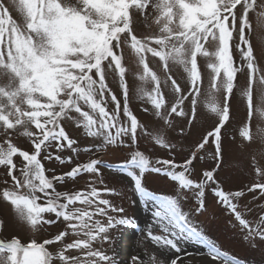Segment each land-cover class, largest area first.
<instances>
[{"label": "snow or ice", "instance_id": "obj_1", "mask_svg": "<svg viewBox=\"0 0 264 264\" xmlns=\"http://www.w3.org/2000/svg\"><path fill=\"white\" fill-rule=\"evenodd\" d=\"M150 6L156 13L158 33L138 36L135 17ZM10 8L19 13V20L13 18ZM257 8L262 9L257 15V28L264 33V0H259V4L258 0H10L7 5L0 0V136L4 137L0 142V169H3L0 175L5 177V185H8V178L11 180V186L0 191V198L12 206L19 220L34 233L53 224L45 214H54L56 220L62 218L67 222L73 234L83 237L67 243L66 249L59 252L57 258L62 264H117L114 256L94 250L93 242L109 241L110 229L134 223L126 216L118 218L109 214V210L112 213L125 210L101 198L102 193H112L113 189L98 188L94 186L95 181L88 191L58 190L57 185H63L66 177L75 179L82 173L99 174L101 159L78 164L65 175L50 177L47 174L51 170H46L42 159L53 160L52 149L67 147L78 151L74 147L77 141L65 130L66 121L75 122L86 137L101 141L96 151L110 147L137 149L130 152V158L119 168L134 182V192L146 204H156L152 213L154 219L147 225V236L161 253L166 255L173 250L180 253L186 244L196 242L207 246V254L213 261L243 264L218 249L183 209L182 201L187 193L195 192L198 206L194 213L202 214L205 191L209 187L242 228L247 229L245 240L259 238L264 241V215L253 227L239 210V200L245 196V191H225L215 179L214 170L204 171L197 181L193 175L194 161L198 158L196 152H191L189 158L178 164L173 159L153 161L138 150L137 133L141 123L127 103L129 85L125 77L128 69L124 56L125 48L134 55L141 69L136 74L137 92L169 126L173 115L188 123L197 120L202 87L198 57L209 59L207 66L213 76L204 100L218 121L198 148L204 149L211 137L213 159L219 167L222 129L229 122L230 98L237 86L238 73L246 76L243 96L249 119L257 107L259 115L264 116V49L259 56L254 52L249 19V13ZM234 33L239 40L241 66L235 64L233 57ZM149 54L158 58L163 77L150 67ZM173 65L183 68L190 90L182 89L173 79L170 67ZM113 73L118 76L123 90V111L121 101L107 82L108 75ZM166 88L170 89L167 99ZM109 96L115 104L111 111ZM144 131L149 134L146 129ZM17 133L30 140L31 151L22 150L9 138ZM259 133L264 139V128H260ZM241 135L249 141L253 139L247 125ZM154 140L161 147H174L163 133L156 134ZM86 151L92 152L91 149ZM42 153H45L43 158ZM17 158L21 159L17 162ZM54 159L64 163L59 155ZM255 172L264 180V169L257 167ZM146 173L161 174L177 182L182 192L157 195L145 186ZM99 182L104 183L102 178ZM256 189L264 194V182L253 183L247 191ZM77 204L84 207H75ZM96 217H106L107 222ZM153 228L160 234H154ZM67 235L62 230L54 239L43 242L35 238L27 243L19 238L0 240V264H53L54 255L46 246L62 241ZM68 249L86 251L82 257L68 256L65 255ZM139 259L131 257L133 262ZM147 264H164V260L152 255ZM171 264H176V260L172 259Z\"/></svg>", "mask_w": 264, "mask_h": 264}, {"label": "rangeland", "instance_id": "obj_2", "mask_svg": "<svg viewBox=\"0 0 264 264\" xmlns=\"http://www.w3.org/2000/svg\"><path fill=\"white\" fill-rule=\"evenodd\" d=\"M5 4H10V0H4ZM259 4V0H258ZM262 9L257 8L249 13V19L252 23L251 42L254 47V52L259 56L264 49V33H261L257 28V15ZM11 15L14 19L19 20V13L10 8ZM237 15H240L239 6ZM156 13L150 6L146 12L137 13L135 17V31L138 36L152 35L158 33V25L155 23ZM247 32V30H246ZM239 44L238 37L234 33L233 57L235 64L241 66L242 57L240 50L237 47ZM206 47H208L206 45ZM212 51V48H209ZM125 66L128 69L126 72V81L129 85V99L127 101L129 110H131L141 123V128L137 133L138 150L143 151L153 161L156 159H173L176 163L182 164L186 158L190 157L191 152L197 153V160L194 161L193 175L199 181L203 177L204 171L214 170L215 179L219 182L220 187L225 191H245V196L240 198L239 203L242 215L245 219L255 226L260 216L264 215V194L256 189L254 192H248L247 189L257 182H264L262 178H258L255 172L257 167L264 169V139L261 138L259 129L264 128V116L259 115L260 109L253 112L251 119L248 117L246 98L243 96V89L246 85V76L238 73L237 86L233 90L230 98V117L225 128L222 129V154L217 167V161L213 159L214 144L209 137V144L204 149H199L198 144L203 141L208 132L214 130L217 124L216 117L209 110L207 103L204 100V94L209 88L213 73L208 68L209 59L198 57V65L202 77L201 96L197 104V120L188 123L183 118H171V126L165 124L163 120L155 115V110L146 99H142L137 92L139 81L136 74L141 69L135 63L134 55L127 48L124 49ZM149 64L159 75L163 77L161 63L158 58H153L149 54ZM173 79L181 85L182 89L190 90V83L181 66H170ZM107 82L112 92L121 101L122 111L123 90L119 86L118 76L114 73L108 75ZM166 99L170 98V89H164ZM107 95V94H106ZM222 95V94H221ZM109 110L115 108L114 102H111L108 97ZM187 103V102H186ZM187 111V108H186ZM180 125V126H177ZM250 127L253 135L251 141L245 139L241 135V131L245 126ZM64 127L69 137L76 140L74 145L78 149L73 152L65 147L63 150L52 149L53 160L44 161L47 174L65 175L78 164L87 163L90 159H101L103 161L100 167L99 174L82 173L75 179L67 178L63 185H57L60 191H88L89 185L93 184L98 188L113 189L112 193L104 192L101 198L109 199L111 203L118 207L124 208V213H112L118 218L126 216L131 218L134 223L126 226H117L115 229H110L107 235L109 241L93 242L94 250H102L110 256H114L117 264H147L148 258L156 255L157 258L163 257L164 264H171V260L175 259L176 264H221L210 261H202L196 258H170L164 257L158 247L154 245L147 236L148 229L145 228L147 218L153 216L152 213L156 210L155 202L145 203L137 193L133 190V181L125 171L119 168V165L126 162L130 158V152L137 149L109 148L107 150L96 151V145L101 141L94 138L86 137L82 129L78 128L73 121L64 122ZM183 128V131L181 130ZM147 130L146 134L144 130ZM158 133H163L164 138L174 147L167 149L157 145L154 136ZM13 142L22 150L31 151V142L27 137H22L19 133L10 136ZM4 139L0 136V142ZM126 143L128 142L125 138ZM66 143V142H65ZM91 149L92 152L86 151ZM94 153V154H93ZM45 153H42V158ZM61 156L64 163L54 159L55 156ZM199 157H203L200 159ZM21 158H17V162ZM110 165V167H109ZM182 170V169H178ZM3 169H0L2 172ZM102 178L104 183L101 184L99 179ZM5 177L0 175V191L6 186H11V180L8 178V185L3 183ZM145 186L155 192L157 195L167 194L172 195L181 193L177 182L171 181L169 178L157 173H146ZM183 209L190 213V218L198 228H201L208 238L215 242L218 249L226 252L228 255L244 262L252 264H264V241L257 238L255 241L245 240L244 236L247 229H243L239 221L235 219L234 214H231L214 195L212 187L205 191V209L202 214L194 213V209L198 206L195 192H188L187 198L182 201ZM246 206V207H245ZM75 207H84L75 205ZM250 210V211H249ZM46 219H52L53 224L47 225L38 232H33L29 226L19 220L12 206L0 198V240L9 241L12 238H19L23 243L29 242L35 238L37 242H43L45 239H54L60 231L64 230L68 233L60 242H54L52 245H47L48 250L53 253V264H62L59 261L58 254L66 249L67 243L73 242L77 238L72 230L67 228V222L61 219L56 220L54 214H45ZM103 223L107 222L106 217H96ZM143 220V223H142ZM154 234H160L153 228ZM196 243V242H194ZM198 244V243H196ZM255 244V246H253ZM207 247V246H206ZM83 251L77 249H68L65 255L68 256H83ZM132 256H138L140 259L133 262Z\"/></svg>", "mask_w": 264, "mask_h": 264}, {"label": "bare ground", "instance_id": "obj_3", "mask_svg": "<svg viewBox=\"0 0 264 264\" xmlns=\"http://www.w3.org/2000/svg\"><path fill=\"white\" fill-rule=\"evenodd\" d=\"M153 216H150L144 222L146 223L144 226L147 228V225L153 221ZM143 223V220H142ZM148 229V228H147ZM164 257H170V258H176V257H182V258H196L200 259L202 261H210V262H216V263H221L220 261H213L207 254V247L206 245L202 244H196L194 242H190L186 244L180 253L175 252L174 250L171 251L168 254L161 253ZM190 254V255H189ZM243 264H252L251 262H244Z\"/></svg>", "mask_w": 264, "mask_h": 264}]
</instances>
